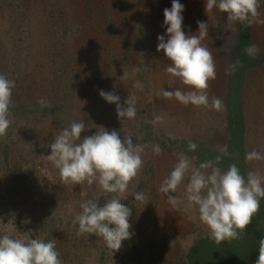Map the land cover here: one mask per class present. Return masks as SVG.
<instances>
[{"label":"rangeland","instance_id":"obj_1","mask_svg":"<svg viewBox=\"0 0 264 264\" xmlns=\"http://www.w3.org/2000/svg\"><path fill=\"white\" fill-rule=\"evenodd\" d=\"M172 2L0 0V59L3 75L14 82L10 105L19 108L9 113L11 124L0 138V237L54 239L62 264H180L196 241L209 236L198 212L187 207V180L173 193L180 200L176 207L159 191L179 155L187 154L160 147L155 155L158 144L142 138L149 128L153 139L217 141L224 126L222 107L217 113L211 107L210 84L207 107L184 106L159 94L161 89L188 91L179 81L169 88V61L163 51H156L157 36L168 39L163 11ZM179 2L184 6L185 35L197 33L200 21L208 24L207 37L215 36L222 49L235 41L237 22L228 26L226 14L215 8L207 16L206 0ZM257 11L255 43L264 47V0ZM137 82L142 88L134 86ZM101 90L118 95L121 105L134 97L135 118L118 119L116 105L104 101ZM37 104L59 109L62 121L44 115ZM157 116L163 120L154 124ZM80 121L86 134L103 127L144 146L143 167L122 200L131 209L133 235L114 254L100 237L78 236V223H73L82 202L99 199L103 206L111 194L101 192L96 183L62 184L58 170L45 159L59 131ZM8 143L12 157L6 164L3 151ZM249 164L264 183V161ZM136 192L144 193L146 202L135 201Z\"/></svg>","mask_w":264,"mask_h":264},{"label":"clouds","instance_id":"obj_2","mask_svg":"<svg viewBox=\"0 0 264 264\" xmlns=\"http://www.w3.org/2000/svg\"><path fill=\"white\" fill-rule=\"evenodd\" d=\"M258 0H206L204 12L208 16L215 8L226 14L228 26L233 22L251 24L258 15ZM184 6L179 0H173L171 8L164 9L162 27L166 28L168 37L157 36V52L163 51L169 61L165 71L169 74L168 86L179 81L188 91L176 88L172 91L161 89L164 98H175L184 106H209L207 89L209 81L216 78L215 63L208 47L202 44L207 37L208 24L198 21V32L185 35L182 30ZM258 51L255 46L245 48L252 56ZM239 61L228 69V75L234 73ZM138 71V70H137ZM124 75V74H123ZM135 87L142 88L137 82ZM14 82L0 74V138L6 135L11 121L9 106L11 104ZM100 97L109 104L116 105L117 118L134 119L136 116L135 99L129 97L121 105L120 97L114 92H99ZM211 107L219 110L222 101L214 97ZM157 116L153 123L162 122ZM95 134L81 139L86 130L85 123L72 122L56 135L48 145L50 155L45 159L59 172L60 182L64 185L96 183L103 193L111 194L100 206L98 200H87L80 204L82 211L73 223H78V236L95 235L100 237L112 254L118 252L122 242L129 240V218L131 209L122 203L130 182L138 176L143 167L144 146L133 143L131 136L121 138L116 130L108 131L103 127ZM197 144L188 143V150L195 151ZM162 149L153 147L155 155ZM197 157L180 154L173 170L165 177L159 191L167 196L168 202L176 207L180 200L176 193L182 183L185 184L187 207L198 212L199 220L206 227L209 238L217 245L231 242L246 234V229L260 208V198H264V183L256 172L249 171L247 176L241 174L239 167L233 163L226 171L218 166L221 157L206 160L198 166L193 164ZM264 159L256 150L245 156L247 162ZM134 200L146 202L142 192L134 193ZM147 204V203H146ZM145 204V205H146ZM28 223V221H24ZM0 264H62L56 250V240L48 242L40 238H12L5 234L0 237ZM255 264H264V238L259 241L258 257Z\"/></svg>","mask_w":264,"mask_h":264},{"label":"trees","instance_id":"obj_3","mask_svg":"<svg viewBox=\"0 0 264 264\" xmlns=\"http://www.w3.org/2000/svg\"><path fill=\"white\" fill-rule=\"evenodd\" d=\"M261 0H258V4ZM253 45L252 40V26L247 23L237 22V40L230 47V56L232 66L236 61L239 64L233 74L229 75V85L227 94V110H228V130H229V146L228 152L222 153L213 150L208 145L198 139H172L168 137H157L153 139L148 131L142 133V138L148 141L156 142L160 147L172 152L181 150L189 157H197L196 161L199 165L206 160H215L217 156L221 157L218 165L222 171H226L228 166L235 163L241 174L245 177L249 172L248 165L245 160V116H244V100H243V84L246 73L255 67L264 64V57L257 51L250 56L245 52V48ZM1 57V54H0ZM229 66V68H230ZM0 74H3V65L0 59ZM30 107L26 106V109ZM37 109L44 112V115L57 121H62V113L55 107H41L36 105ZM19 108H12L9 106V113L16 111ZM98 129H89L90 136L95 134ZM193 142L197 144L195 151L188 150V143ZM12 157V145L8 143L4 147L3 158L6 164L10 163ZM264 238V198H260V208L258 213L252 218L251 223L246 229V234L241 238L231 242H222L217 245L209 236L196 241L185 253L180 264H255L258 257L259 241Z\"/></svg>","mask_w":264,"mask_h":264},{"label":"crops","instance_id":"obj_4","mask_svg":"<svg viewBox=\"0 0 264 264\" xmlns=\"http://www.w3.org/2000/svg\"><path fill=\"white\" fill-rule=\"evenodd\" d=\"M252 26V40L253 45L258 50L257 52L264 57V47H261L255 43V31ZM237 32V31H236ZM231 44V46L236 42ZM202 44L209 48L212 53L215 63L216 78L209 81L211 91L214 97H218L222 101V112H224V126L220 133V138L217 141H209L194 137L192 139H198L208 145L213 150L227 153L229 146V130H228V110H227V94L229 85V75L226 74L230 63V47L222 49L216 40V37H206ZM243 100H244V116L246 123L245 130V156L248 152L256 150L264 155V64L250 69L246 73V77L243 84ZM215 110L214 113H217ZM259 161H264L261 159ZM249 171H252L249 162H247Z\"/></svg>","mask_w":264,"mask_h":264}]
</instances>
